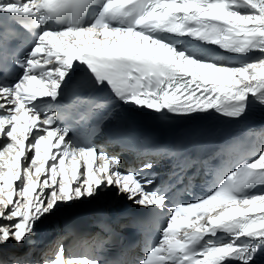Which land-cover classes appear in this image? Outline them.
I'll use <instances>...</instances> for the list:
<instances>
[{"label":"snow or ice","instance_id":"1","mask_svg":"<svg viewBox=\"0 0 264 264\" xmlns=\"http://www.w3.org/2000/svg\"><path fill=\"white\" fill-rule=\"evenodd\" d=\"M256 112L264 0H0V264H264V146L251 160L232 158L237 136L148 150L166 164L121 159L139 119L240 125ZM105 198L161 220L138 259L103 257L113 227L101 219L100 255L62 239L31 260L46 220Z\"/></svg>","mask_w":264,"mask_h":264},{"label":"bare ground","instance_id":"2","mask_svg":"<svg viewBox=\"0 0 264 264\" xmlns=\"http://www.w3.org/2000/svg\"><path fill=\"white\" fill-rule=\"evenodd\" d=\"M103 144L105 145L106 151L110 155L116 154L119 151V148L108 146L107 142H103ZM262 146H264V142L262 143ZM136 157L137 156L135 153H130L128 159H136ZM121 159L124 161V164L122 165V170H127V158L121 156ZM165 170V167L162 166V176L164 175L163 173H165ZM105 200L106 198L94 202L91 205L81 206L77 209L71 210L70 212L58 214L56 217L46 220L40 226L37 234L32 239V247L34 248V252L32 254L31 260L33 262L38 261L42 257H46L47 255L45 254H48V257H50L54 253L57 243L70 235L68 230H65V233H59L55 231L58 225L65 224L68 222L67 218L69 216L72 219L78 213H107L110 211L118 212L123 206L121 201L118 202L114 200V202L109 205L108 202H106ZM36 255L38 256L36 257Z\"/></svg>","mask_w":264,"mask_h":264},{"label":"rangeland","instance_id":"3","mask_svg":"<svg viewBox=\"0 0 264 264\" xmlns=\"http://www.w3.org/2000/svg\"><path fill=\"white\" fill-rule=\"evenodd\" d=\"M45 255H47V254H45ZM32 257V256H31ZM47 257V256H46ZM46 257H42L40 260H38V261H43V259H45Z\"/></svg>","mask_w":264,"mask_h":264}]
</instances>
